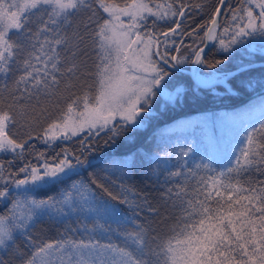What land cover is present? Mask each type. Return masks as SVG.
<instances>
[{
	"label": "snow or ice",
	"instance_id": "1",
	"mask_svg": "<svg viewBox=\"0 0 264 264\" xmlns=\"http://www.w3.org/2000/svg\"><path fill=\"white\" fill-rule=\"evenodd\" d=\"M224 6L225 0H219V6L210 20L211 26L205 33L207 39H218L224 53L243 43L244 37L264 36V0H238L236 6H228L231 19L217 34L216 30L220 27L218 17ZM98 10L107 13V18L103 15L98 18ZM83 13L88 15L82 17L73 33L72 62L62 71L61 63L66 58H62L57 48L65 46L67 51L69 40L66 35L60 34L59 26H71L73 18ZM145 13L160 19L167 15L153 12L144 0H133L132 4L123 7L107 0H0V74L7 78L13 71L12 65L23 70L14 80L13 87L7 83L0 85V152L16 153L23 158L25 146L32 136L29 134L27 140H18L11 129L17 124L26 129L39 125L41 118L47 117V104L59 103L61 79L57 73L76 77L77 72L82 71L85 76L95 78V87L87 86L88 91L82 95L73 93L68 98L70 102L66 103V111L44 129L45 143L60 138L53 134V130H61L64 138H69V130L72 136H76L85 128L89 133L95 129V134L99 135V131L109 127L117 117L119 123L110 129L114 137L142 127L145 119L142 114L150 113L154 98L162 95L171 99V94L166 91L167 85L163 83L170 73L161 66V62L169 64L168 52L153 51L161 43L153 38V34L144 36L139 31H133L141 26L140 21L146 20ZM121 15L128 16L132 23L125 26ZM171 15L184 16L183 6L171 11ZM174 23L175 27L161 33L165 43L180 28L179 22ZM196 31L193 29L187 35L194 36ZM44 33H51L53 38L45 35L41 40ZM223 36L228 39H223ZM88 39L98 49L94 73L87 69ZM133 45L136 47L133 48ZM176 50L179 51V48ZM192 56L195 58L191 59ZM80 57L85 59L80 60ZM170 59L174 61V68L189 60L210 69L224 63L223 60L209 62L202 47L192 48L189 57L172 56ZM38 64L42 67H37ZM252 70L250 64L240 65L235 74L213 72L201 83H225L236 74L243 75ZM64 83L66 90L76 87L71 79ZM245 83L248 87L253 86L251 79ZM179 92L180 89H177ZM81 104L83 111L77 113L81 119L69 129L70 114ZM81 144L83 146L84 141ZM241 144L239 154L234 157V165L226 172H235L239 177L248 168L256 166V171L264 174V119L245 131ZM190 152V148L182 150L181 156L188 157ZM171 155L165 153V157ZM57 156L54 164H25L18 172L8 173L7 176L4 165L0 163V200L11 204L8 214H0V248L14 252L20 264H264V180L229 179L226 182L225 171L216 175H199L197 170L200 169L215 171L210 163H196L195 170L188 167L186 174L180 170L168 171L165 184L170 182V178L185 176L184 184L167 187L161 193L166 207L179 208L177 223L171 226L170 234L162 240L153 237L155 247H151L147 230L138 226V231L126 233L124 243L117 245L101 243L93 234H115L131 217L121 215V210L110 201L97 200L91 185L73 182L61 191L59 199L52 196L35 198L33 193L38 189L63 184L79 175L82 166H93L81 155L66 149L62 158H59L60 154ZM40 157L43 158V153ZM162 159L157 157V168L152 170L157 177L166 170L161 167ZM186 165L185 160L180 167ZM120 169L130 171L129 163L125 162ZM20 173L24 174L23 178H16ZM190 178H197L191 185V191L188 184ZM92 183L113 200L119 199L122 204L133 208V211L147 207L149 212L160 215L159 209L153 208L146 196L142 197L143 205L136 199H129V195L136 197L137 194L123 184L120 185L123 196L117 197L112 196L104 183L95 180ZM9 184L14 185L17 191L11 192ZM65 207L68 212H65ZM53 213L57 216L70 213L84 215L93 225L91 229L86 225L84 227L89 238H65L35 244L29 235L30 227L43 215L52 216ZM101 220L103 223H100ZM113 224L116 229H113ZM21 236L27 241V251L17 246ZM106 238L111 241V235H106ZM0 264H9V261L0 257Z\"/></svg>",
	"mask_w": 264,
	"mask_h": 264
},
{
	"label": "trees",
	"instance_id": "2",
	"mask_svg": "<svg viewBox=\"0 0 264 264\" xmlns=\"http://www.w3.org/2000/svg\"><path fill=\"white\" fill-rule=\"evenodd\" d=\"M107 1L124 5L130 0ZM147 1L166 2L171 6L172 10H179L183 6L185 15L174 16L173 19L163 24L162 29L157 26L156 21H153L151 17H148L142 23L143 25L145 24L144 27L151 34L157 32L161 35L163 32H168L169 28L176 26L174 21L179 22L180 28L174 36L177 40L188 39L190 35H187V33H191L193 29H197L195 35L202 33L201 31L205 30L214 14L215 8L219 4V0ZM237 3L238 0H226L218 21L220 25L217 29L218 34L230 18L228 6H236ZM103 14L102 10H98V18ZM86 15L88 13L74 17L71 26L63 24L59 26L60 34L66 35L69 40L67 51H65V46L57 48V51L61 52L62 58H66L61 63L62 71L70 66L72 62L70 52L73 33L76 31V26L80 23L82 17ZM149 21L154 23L148 24ZM201 25L204 27H200ZM82 31L83 29L81 28ZM45 35L49 39L53 38L51 33H44L40 39L43 40ZM86 45L87 69L94 73L98 49L93 45L91 39L86 41ZM175 50L176 48L171 47L168 51L171 57L175 56ZM205 57L209 62L223 60L224 63L218 65L216 69L228 71L240 64L264 60V53L256 49L247 48L244 45H234L232 51L224 53L217 50L214 43L207 50ZM79 59L84 60L85 57H80ZM169 61L172 63L171 59ZM168 66L169 64L163 65L170 73V77L163 83L167 85L168 89L179 88L180 92L179 94L176 92L172 101L162 103L157 96L153 100L150 113L142 115L145 117L142 127L122 132L114 137L110 129L113 125L118 124L115 122L109 127L100 130L99 135L95 134L96 131L92 133L83 131L76 136L71 135L68 136L69 138L59 136L60 138L54 142L45 143L44 129L66 111V103L70 102L68 98L73 93L82 95L84 91H88L87 86L95 87V78L93 76H85L82 71L77 72L76 77H72L69 74L60 76V73H57V76L61 79L58 91L59 103L52 102L47 104V117H42L39 125L26 129L17 124L16 127L11 129L18 140H27L29 134L32 139L28 140V144L25 146L23 158L18 157L16 153L0 154V162L6 167L5 172H18V169L25 164L40 162L49 156L54 159L53 157L60 154L61 157L65 149L75 155H81L82 159H87L93 166H82L79 175L73 176L72 179L65 181L63 184L38 189L36 193H33L35 198L47 199L49 196L59 198L61 191L69 187L73 182H82L86 186L91 185V191L97 200L101 202L110 201L111 204L116 205L121 210V215L131 217V220L117 229L115 234H93L94 238L100 239L101 243L111 242L122 245L126 233L138 231V226H143L147 230L149 245L155 247L152 243V238L159 237L162 240L169 235L171 226L177 223L179 216L178 207L174 209L164 205V201L161 200V193L167 187L185 183V176L182 175L170 178V182L165 184V180L168 178V171L180 170L186 174L188 167L194 168V162L200 159L204 160L203 154L212 165L214 172H218L220 165L226 158L225 152L222 153L221 151L222 140L230 139L238 131L239 124L249 122L264 113V88L251 91L246 83L239 80V74H236L234 78H229L227 82L229 89L220 84L201 87L196 85L187 73ZM12 68L13 71L9 73L7 78L0 74V85L7 83L9 87H13L14 80L22 74L23 70L18 68L17 65H12ZM251 68L253 70L248 73L262 71L264 76V66ZM77 77L79 78L77 79ZM69 79L76 84V87L70 91L65 89L64 83ZM81 85H85V87L82 88ZM4 96L7 97L6 92ZM81 141H84L83 146ZM187 148L191 149L189 156L182 157V150ZM41 153H43V158L40 157ZM165 153H171L172 155L165 157ZM157 157L163 158L161 167L166 169L159 177L152 174V170L157 168ZM185 160L187 165L180 167ZM125 162L129 163L130 171H121L120 166ZM230 166L233 165L228 167ZM209 175L212 174L210 173ZM197 178L188 180L189 191H191V185L194 184ZM229 179L233 181L235 179H241L242 181L264 180V174L256 171V166H252L239 177L235 172H226L225 181L227 182ZM94 180L104 183L108 191L112 193V196L117 197L123 196L120 185H125L137 194L136 197L129 195L128 198L136 199L137 203L141 205H143L142 197L146 196L152 207L159 209L160 215L149 212L147 207L136 208L133 211V208L122 204L119 199L113 200L106 192L97 188L96 184L92 183ZM9 204L6 200H0V214L7 212ZM178 204L179 201H177ZM100 223H103V220ZM85 225L89 229L93 227L92 223L79 213L69 214L64 217L43 215L35 221L34 226L30 227L29 235L37 245L65 238L87 240L89 235L84 230ZM112 227L113 229L117 228L115 224ZM106 235H111V241L106 238ZM16 243L21 250L27 251L25 248L27 241L23 236ZM128 244L131 245L130 240ZM0 257L9 261V264H20L14 252L3 250L0 252Z\"/></svg>",
	"mask_w": 264,
	"mask_h": 264
},
{
	"label": "rangeland",
	"instance_id": "3",
	"mask_svg": "<svg viewBox=\"0 0 264 264\" xmlns=\"http://www.w3.org/2000/svg\"><path fill=\"white\" fill-rule=\"evenodd\" d=\"M107 2L111 3V4H116V3L112 2V1L111 2L107 1ZM144 2L149 4V6L152 8L153 12H156V13H159V14L167 13V15H165L163 19H160L159 16L148 15L147 13H145V15L147 17L146 20L148 19V17H151L153 19V21H156L157 26H159L161 29L163 28V24L164 23H166V22L170 21L171 19H173L174 16L171 15V11H174V10H172V8H170L169 5L166 2H162V1L161 2H149L147 0H144ZM132 3H133V0H130L126 4H132ZM124 5H119V6L123 7ZM157 6H159V7H157ZM256 11H259V10L257 9ZM103 17L107 18V13H104ZM120 18L124 22L125 26H127L129 23H132V21L130 20V18L128 16L121 15ZM230 19H231V16L228 19L226 25L229 23ZM142 23H143V21H140V25L141 26L139 28H137V29H134L133 31H139L142 35L146 36L147 34H149L151 32H149L144 27L145 24L143 25ZM152 23H154V22H152V21L148 22V24H152ZM206 27H205V30L201 31L202 33H200V34L197 33L194 36H189L188 39L186 38V39H181V40L178 39L177 40L173 35H170L168 37L167 43H165L164 36L163 35H159L156 32V33L153 34V38L159 40L161 43H160L159 48L157 49V48L154 47L153 51L158 50L161 53H164L165 51L168 52L170 50V48L173 47V48H176V49L179 48V51L175 50V56L189 57L192 48H200V47H202L203 42H204V33L206 31ZM222 29H223V27L221 28L219 33L222 31ZM217 34H218V32H217ZM132 38L135 39L134 36ZM222 38L225 39V40L228 39L227 36H223ZM208 40H210V39H208ZM243 40H244L243 43L237 44V45H244L247 48L256 49V50H259L260 52L264 53V36H260V35L249 36V37H244ZM173 41L175 43H173ZM214 43H215L216 49L222 51L220 49V45H219L218 39H214L213 44ZM37 47H39V44L37 45ZM135 47H136V45H133V48H135ZM128 54L130 56L132 55L131 50H129ZM168 56H169V60H170V58H171L170 52H168ZM153 58L156 59V60H159V57H157V56H154ZM194 58H195L194 56L191 57V59H194ZM162 64L163 63H161V66H163ZM191 65H193V63H191L190 60L188 62L183 63V64H179V66L185 67V68H189ZM170 66H172V63L169 62V66L168 67H170ZM37 67H42V65L38 64ZM167 71L169 72V70H167ZM213 72L221 73V72H227V71H225V70H217V69H210V68H207V67H204L203 65H201L200 68H199V71L197 73V76H201L202 79L201 80L198 79V80L200 82L204 81L205 79H207L209 77V74L213 73ZM238 78H239V80L243 81L244 83L248 79H251L253 86L252 87H248V88H250L251 91L252 90L256 91L257 89L264 88V76L262 74V71L253 72V73L246 72L243 75H240ZM225 87L229 89V84L227 82H225ZM177 89H179V88H174V89L166 88V91L171 94V99H169L168 97L162 96V95H158V97L161 99V103L165 102V101H172L174 96L176 95ZM81 111H83V105L82 104L80 105L79 108H74L73 113L70 114L71 115V119L69 120V129H71V127H72V125H73V123L75 121H78V120L81 119V117L77 114L78 112H81ZM262 119H264V113L261 116L256 117V118H254L253 120H251L249 122H245L243 124H239L238 131L235 132L230 139L222 140V142H221V147H222L221 151H222V153L225 152L226 158L224 159L223 163L220 165V168H219L218 172H214V171L213 172H205L203 169H200V170H197L198 174L199 175H209L211 173L212 175H216V173H219L220 171H225L229 165H234V163H235L234 157H235V155L239 154V147L242 146L241 141H242V139H243V137L245 135V131L246 130H250V126H252L254 124L258 125L259 121H261ZM115 122L119 123V117H117L115 121H111L109 126L114 124ZM228 126H229V124L227 123V127ZM85 131H87V128H85ZM94 131H96V130L94 129L93 132ZM53 134H55L56 136H62L63 137V132L61 130H53ZM68 136H71V130L68 131ZM1 153L7 154V153H12V152H0V154ZM62 156L60 158H62ZM202 157H203L204 160L200 159V160L194 162V168H193L194 170H195V164L196 163H209L206 160V158L204 157L203 154H202ZM53 158L54 159H52L49 156L45 160H42L40 162H34L31 165L42 166L45 162H48L50 164H54V163L57 162L58 156H55ZM4 168H5V171H6V167L5 166H4ZM5 175L7 176L8 173L5 172ZM23 176H24V174L20 173L19 176L16 177V178H23ZM0 183H2V182H0ZM9 185H10L9 188H10V190L12 192L17 191L15 189L14 185H11V184H9ZM73 195L75 196V193H73ZM57 199H59V198H57ZM9 208H11V204H9L7 212H5L4 214H8ZM64 210H65V212H68L67 207H65ZM70 214H75V213H70ZM52 215L57 216L55 213H53ZM64 216L65 215H59L57 217H64ZM3 250H4L3 248H0V252H2Z\"/></svg>",
	"mask_w": 264,
	"mask_h": 264
},
{
	"label": "water",
	"instance_id": "4",
	"mask_svg": "<svg viewBox=\"0 0 264 264\" xmlns=\"http://www.w3.org/2000/svg\"><path fill=\"white\" fill-rule=\"evenodd\" d=\"M225 2H226V0H225ZM218 6H219V4H218ZM222 10H223V9H222ZM219 17H220V16H219ZM219 17H218V21H219ZM210 26H211V25H210V22H209L208 25H207V27H206V31H205V33L207 32V29H208V27H210ZM205 33H204V42H203L202 48H204V50H205V54H206L207 50H208V49L210 48V46L213 44V41H214V40H208V39L205 37ZM173 63H174V61H172V64H173ZM249 64H250L251 67L264 66V60L253 61V62L244 63V64H240V65H249ZM240 65H238V66H240ZM200 66H201V65H199V64H193V65H191L189 68H185V67H181V66L177 65V66L175 67V69H177V70H179V71H182V72H184V73H187V74L191 77L192 81H193L196 85H198V86H201V87H210V86H213V85H219V84L225 86V83H215V82H210V83H207V84L201 83V82L198 80V78H197V73H198V71H199ZM238 66H236V67H234V68L228 70L227 73H234V74H235V73H236V69L238 68Z\"/></svg>",
	"mask_w": 264,
	"mask_h": 264
},
{
	"label": "bare ground",
	"instance_id": "5",
	"mask_svg": "<svg viewBox=\"0 0 264 264\" xmlns=\"http://www.w3.org/2000/svg\"><path fill=\"white\" fill-rule=\"evenodd\" d=\"M197 78H198L199 80H201V79H202V77H201V76H197Z\"/></svg>",
	"mask_w": 264,
	"mask_h": 264
}]
</instances>
